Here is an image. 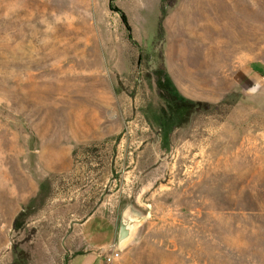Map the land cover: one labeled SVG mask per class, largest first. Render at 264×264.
I'll use <instances>...</instances> for the list:
<instances>
[{
  "label": "rangeland",
  "instance_id": "rangeland-1",
  "mask_svg": "<svg viewBox=\"0 0 264 264\" xmlns=\"http://www.w3.org/2000/svg\"><path fill=\"white\" fill-rule=\"evenodd\" d=\"M160 4L0 0V264H264V0Z\"/></svg>",
  "mask_w": 264,
  "mask_h": 264
},
{
  "label": "trees",
  "instance_id": "trees-1",
  "mask_svg": "<svg viewBox=\"0 0 264 264\" xmlns=\"http://www.w3.org/2000/svg\"><path fill=\"white\" fill-rule=\"evenodd\" d=\"M177 0H161L160 4V18H159V23H158V35L157 37L159 38L158 40H161L162 37V22L167 15V12L169 9H171L175 4ZM120 17H121V22L127 25V20L126 18L121 14L120 12ZM160 69H163L161 67ZM156 81V88L158 95L160 99L165 103L166 107H168V112L169 113H178V115H183L185 118L192 113V107L193 103L188 102L187 100H184L182 98H179L176 96V94L173 92V89L171 88L169 81L166 79V77L163 75V79L160 77H157Z\"/></svg>",
  "mask_w": 264,
  "mask_h": 264
},
{
  "label": "crops",
  "instance_id": "crops-1",
  "mask_svg": "<svg viewBox=\"0 0 264 264\" xmlns=\"http://www.w3.org/2000/svg\"><path fill=\"white\" fill-rule=\"evenodd\" d=\"M120 12L122 11L118 10L117 13ZM108 213V215H103V222L107 228V234L102 237V239L97 243V245H94V247L96 246L95 248H89V246L86 245L83 248V251L77 254L85 255L83 257V259L85 260L78 262V260L75 259L73 255L72 257L68 258L65 264H105L104 257L106 256V252L112 249L116 242L119 225V219L115 216V211H109ZM92 217L93 216L91 215L85 221H83L82 226H87L88 224H90Z\"/></svg>",
  "mask_w": 264,
  "mask_h": 264
},
{
  "label": "water",
  "instance_id": "water-1",
  "mask_svg": "<svg viewBox=\"0 0 264 264\" xmlns=\"http://www.w3.org/2000/svg\"><path fill=\"white\" fill-rule=\"evenodd\" d=\"M147 216L137 215L132 211L130 206H127L121 213L119 218L117 238L115 247L117 250H122L131 244L137 237L142 223Z\"/></svg>",
  "mask_w": 264,
  "mask_h": 264
},
{
  "label": "built area",
  "instance_id": "built-area-1",
  "mask_svg": "<svg viewBox=\"0 0 264 264\" xmlns=\"http://www.w3.org/2000/svg\"><path fill=\"white\" fill-rule=\"evenodd\" d=\"M115 255H117V253H116ZM106 261H110V258L108 257V258L106 259Z\"/></svg>",
  "mask_w": 264,
  "mask_h": 264
}]
</instances>
